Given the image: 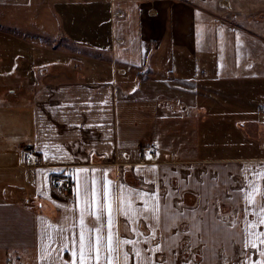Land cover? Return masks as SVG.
Instances as JSON below:
<instances>
[{
    "label": "crops",
    "instance_id": "obj_1",
    "mask_svg": "<svg viewBox=\"0 0 264 264\" xmlns=\"http://www.w3.org/2000/svg\"><path fill=\"white\" fill-rule=\"evenodd\" d=\"M106 2V65L94 63L88 70L87 58L79 75L66 70L54 82L23 79L35 86L28 95L30 117L27 109H12L29 87L20 85L16 93L8 84L11 78L0 82V264H71L72 241L79 232V169L89 170L85 175L94 177L97 187L107 179L117 190L123 184L158 192L161 205L168 191L177 193L167 196L173 211L200 213L197 219L207 228L194 235H184L191 231V215L174 220L162 210L159 222L145 213L147 219L132 224L117 213L113 230L119 238L141 241L136 247L144 264H254L264 259L257 250L264 245L245 247L247 224L256 217L245 216L246 201L236 195L251 175L245 166L258 169L264 155L217 157L202 150L211 138L204 133L215 124H224L231 139L243 128L254 147L264 146V125L250 113L264 110V0ZM47 71L44 67L41 73ZM241 112L247 118L238 124ZM27 143L37 149L33 162L23 152ZM153 167L156 172L148 171ZM65 171H70L73 190L60 197L52 177ZM189 195L191 201L184 198ZM256 203L264 201L258 196ZM135 206L143 208V203L135 201ZM105 222L106 215L100 223ZM47 224L66 230L53 232L51 244ZM85 224L99 226L90 215ZM153 229L155 239L144 243ZM256 231L264 232V226ZM177 232L181 235L173 242ZM192 241L196 246L189 250ZM157 245L165 250L150 251ZM124 250L127 264H141L131 245Z\"/></svg>",
    "mask_w": 264,
    "mask_h": 264
},
{
    "label": "rangeland",
    "instance_id": "obj_2",
    "mask_svg": "<svg viewBox=\"0 0 264 264\" xmlns=\"http://www.w3.org/2000/svg\"><path fill=\"white\" fill-rule=\"evenodd\" d=\"M107 4L106 0H24L0 3V82L3 83V77L11 78L12 82L8 84L16 88V93L20 92V85L29 87L25 91L26 96L21 95L24 99L19 104L13 102L12 109H19L20 112L27 109L30 117L29 110L33 105L28 95L32 94L35 86L31 82L30 85L23 83V79L25 81L28 77H35L38 82H54L62 78L66 70L79 75L87 58L88 70L92 69L94 63L102 62L106 65L110 58L107 47ZM44 67H48V71L41 73L40 69ZM93 70L97 68L94 66ZM171 72L175 74L178 70L172 69ZM7 100L10 98L7 97ZM250 113L264 125L263 111ZM236 114L237 111L234 112L235 116ZM241 115L237 118L238 124L246 117L244 112ZM215 125L217 126L213 131L204 133L211 137L206 138L202 149L206 155H264V146L254 147L256 142L251 138L250 132L243 131L241 125L238 126L242 128V132L233 139L230 138L233 134L226 131L224 124ZM184 198L191 201L194 197L189 195Z\"/></svg>",
    "mask_w": 264,
    "mask_h": 264
},
{
    "label": "snow or ice",
    "instance_id": "obj_3",
    "mask_svg": "<svg viewBox=\"0 0 264 264\" xmlns=\"http://www.w3.org/2000/svg\"><path fill=\"white\" fill-rule=\"evenodd\" d=\"M151 159V157H149ZM80 175L77 177L78 184L76 188L78 211H79V232L77 238L72 241L73 252L71 264H127L129 259V253L124 250L126 245H131L133 254L139 259L141 264H144V257L141 256V250L136 247L141 243L139 240H130L119 238L116 232L113 230L115 225V217L117 213L128 218L129 222L135 224L140 217H144L145 213H151L152 219L159 222L161 211L167 215L169 212L172 214V218L183 219L188 215H191V231L184 233V235H194L196 232L206 230V222H200L197 217L200 213L196 209L191 210H175L173 206L167 202V196L177 195L168 191L167 196L163 199L165 203L161 205V197L158 192H143L136 189L127 188L121 184L117 190L114 183L105 179L104 183L97 187V181L93 177L89 179L85 175L89 170L79 169ZM95 171V170H93ZM137 171H141L137 169ZM148 171L156 172V168L153 167ZM245 173H251L250 176H245V184L236 193L238 198H242L246 201L247 207L245 208V216H254L255 220L250 221L247 224L248 240L245 243V247L257 248L258 245H264V232H258V227L264 226V203L257 206L256 198L259 196L264 201V165L259 166L258 169H253L250 166H245L243 169ZM171 175V173H170ZM178 175V173L176 174ZM191 179V178H190ZM146 183L148 181H145ZM167 186V180L164 181ZM190 186V185H189ZM179 187L183 189L185 183L183 180L179 181ZM199 187V186H197ZM207 188H205V192ZM135 201H141L143 208L135 206ZM94 216L99 226L89 229L85 224V216ZM106 215V222L100 223L103 217ZM167 230V229H165ZM66 230L63 228L57 229L54 225L47 224L45 235L48 240V244L53 243V232L63 234ZM134 233L139 236L141 233L137 229H133ZM180 233L177 232L176 237L173 238V242L179 239ZM67 239V237H63ZM149 239H155V230L151 237H146L144 243H147ZM196 246V241H192L191 247ZM67 245H63L61 251L66 248ZM165 250L161 245H157L152 252H161ZM259 254L264 258V250H260ZM45 252L47 255H51L48 252V245H45ZM150 264V262H149ZM165 264H175L174 261H165ZM187 264H193V261H187ZM252 264V262H249ZM254 264H264V259L254 262Z\"/></svg>",
    "mask_w": 264,
    "mask_h": 264
},
{
    "label": "built area",
    "instance_id": "obj_4",
    "mask_svg": "<svg viewBox=\"0 0 264 264\" xmlns=\"http://www.w3.org/2000/svg\"><path fill=\"white\" fill-rule=\"evenodd\" d=\"M264 114V111H263ZM25 158L28 162H33L37 156V149L33 143H27L23 147ZM52 188L60 197H69L72 195L73 183L70 171L58 173L52 178Z\"/></svg>",
    "mask_w": 264,
    "mask_h": 264
},
{
    "label": "water",
    "instance_id": "obj_5",
    "mask_svg": "<svg viewBox=\"0 0 264 264\" xmlns=\"http://www.w3.org/2000/svg\"><path fill=\"white\" fill-rule=\"evenodd\" d=\"M44 68H41L40 71H43Z\"/></svg>",
    "mask_w": 264,
    "mask_h": 264
}]
</instances>
